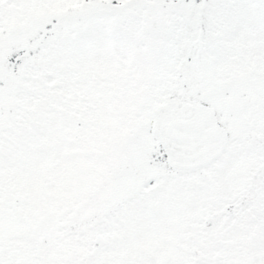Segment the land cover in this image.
<instances>
[{
	"label": "snow or ice",
	"instance_id": "1",
	"mask_svg": "<svg viewBox=\"0 0 264 264\" xmlns=\"http://www.w3.org/2000/svg\"><path fill=\"white\" fill-rule=\"evenodd\" d=\"M0 264H264V0H0Z\"/></svg>",
	"mask_w": 264,
	"mask_h": 264
}]
</instances>
